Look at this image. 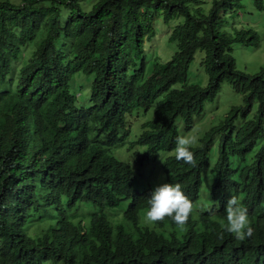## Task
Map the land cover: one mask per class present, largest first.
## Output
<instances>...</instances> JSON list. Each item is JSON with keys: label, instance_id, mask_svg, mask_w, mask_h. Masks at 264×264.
I'll use <instances>...</instances> for the list:
<instances>
[{"label": "trees", "instance_id": "trees-1", "mask_svg": "<svg viewBox=\"0 0 264 264\" xmlns=\"http://www.w3.org/2000/svg\"><path fill=\"white\" fill-rule=\"evenodd\" d=\"M250 1L264 10V0ZM243 2L0 0V264H214L229 249L239 250L238 264L254 261L264 212L237 240L224 231L219 199L242 192L252 169L247 193L264 194V65L248 75L233 58L235 44L257 47L258 38L227 29ZM157 34H167L171 55L150 47ZM199 52L194 69L203 68L205 87L188 83ZM223 84L242 107L222 120L217 162L209 155L222 124L192 148L194 165L175 155L161 163L166 182L181 181L199 203L183 225L158 223L172 230L164 238L141 227L151 190L136 189L132 166L116 153L125 148L142 167L173 152ZM152 108L153 119L133 128ZM118 208L121 220L105 213ZM127 226L123 252L112 237Z\"/></svg>", "mask_w": 264, "mask_h": 264}, {"label": "clouds", "instance_id": "clouds-1", "mask_svg": "<svg viewBox=\"0 0 264 264\" xmlns=\"http://www.w3.org/2000/svg\"><path fill=\"white\" fill-rule=\"evenodd\" d=\"M232 107H242L241 103L238 105H230L228 110H225L221 119L218 123L213 125L204 126L202 124V116L196 112L191 119L193 120V128H199L201 130L200 133H203L200 138L196 140L195 137H189L184 135L190 132L193 128L188 131H180V134L175 138V147H174V155L177 161H183V163L187 165H194V154L191 150L192 148H199L201 146V141L206 137L207 134L211 133L212 128L217 127L218 125L223 123V118L229 113ZM143 114V113H142ZM147 114V113H146ZM135 116L133 117V119ZM202 125H201V124ZM244 123V122H243ZM238 128V126L235 124ZM138 127V126H137ZM227 129V124L220 128L213 136V143L211 147V153L209 155V163L210 165H214L218 159V150H219V141L221 137L225 134ZM248 137L254 139L255 134L245 132ZM169 155V156H174ZM116 159L119 158L116 156ZM134 159V158H133ZM132 159V161H133ZM248 163H254L253 156H246ZM165 161V158L162 162ZM133 169V168H132ZM260 170V169H259ZM163 171V169H162ZM258 170L252 169L245 177V188L242 192L237 194L236 196H230L227 198H219L220 202L227 201L225 205V218L226 224L224 227V231L233 234L234 238L237 240H243L246 237L252 235V228L249 226V219L251 216H254L259 213L264 212V194L259 192L249 195L247 190L252 188L253 185V174ZM134 173V181H135V172ZM164 174V172H163ZM205 177L210 175V172L207 171ZM165 183L156 184L153 189H150V193L147 197V210L144 211L143 219H140L141 227L148 228L149 231L156 232L164 236L168 235L172 230L166 227H159L158 223L167 221L163 220L165 217L171 218V220L177 225H183L187 220L190 213L195 211V204L199 203L193 202L192 198H189L185 195L184 186L181 181L173 180L171 182H166L164 175ZM135 184V183H134ZM148 189V188H144ZM91 213H96V211H91ZM108 216L112 215L113 219L121 220L122 210L120 208L113 210H107L105 212ZM163 220V221H161ZM160 221V222H157ZM151 222V224L149 223ZM157 222V223H156ZM124 232L120 235L113 234L112 244L113 246L119 248L121 251H125V248L129 242V235L132 233V229L128 226L123 229ZM100 244L93 247L95 249L99 248ZM259 248L252 249L250 252H257L254 254L255 259L253 262H248V264H264V238L261 243L258 244ZM90 249V248H89ZM85 249V250H89ZM91 251V252H92ZM239 261V250L238 249H229L222 250L217 258L214 260V264H238Z\"/></svg>", "mask_w": 264, "mask_h": 264}, {"label": "rangeland", "instance_id": "rangeland-1", "mask_svg": "<svg viewBox=\"0 0 264 264\" xmlns=\"http://www.w3.org/2000/svg\"><path fill=\"white\" fill-rule=\"evenodd\" d=\"M204 1L208 2V0ZM204 7L208 8L209 3L205 4ZM232 27L244 29L246 31H253L257 35V47H254L253 42L249 41L247 45H242L240 43L235 44L233 50L236 69L248 75H254L264 65V10L259 11L253 7L250 0H244L243 8L240 10L239 14H230L228 17L227 29L231 30ZM166 38L167 34H157L156 39L153 40L150 45V47H158L160 50L159 53L163 58L167 55L163 52L164 50H169L170 55L174 52V48L166 42ZM170 55L167 59L170 58ZM198 55L200 56V52L196 54L195 63L189 71L188 83H194L201 87H205L207 78L203 68L197 66V68L194 69L195 64L199 63ZM239 103H241L240 96L235 94L229 85L223 84L216 99L205 106V112L202 116V124L208 126L218 123L223 113L225 110L229 109L230 105H238ZM153 112L154 108L150 109L146 115L141 112L136 114L133 120V128H136L143 122L152 120ZM200 132L201 130H199V128L194 127L190 132L184 135L195 137L197 140L203 134ZM169 155H174V151L171 153H160L155 161L147 162L142 167H139L133 163L132 153L127 152L125 148L120 149L116 153V156L120 160L127 162L132 166L135 172V187L138 191H141L144 188L153 189L156 184L165 183L161 163L163 159ZM149 223L151 224V222Z\"/></svg>", "mask_w": 264, "mask_h": 264}]
</instances>
